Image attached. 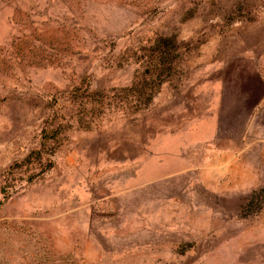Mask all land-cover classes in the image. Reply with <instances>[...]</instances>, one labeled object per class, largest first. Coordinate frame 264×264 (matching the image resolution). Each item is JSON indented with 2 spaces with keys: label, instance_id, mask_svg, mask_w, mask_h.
<instances>
[{
  "label": "rangeland",
  "instance_id": "obj_1",
  "mask_svg": "<svg viewBox=\"0 0 264 264\" xmlns=\"http://www.w3.org/2000/svg\"><path fill=\"white\" fill-rule=\"evenodd\" d=\"M0 264H264V0H0Z\"/></svg>",
  "mask_w": 264,
  "mask_h": 264
},
{
  "label": "trees",
  "instance_id": "obj_2",
  "mask_svg": "<svg viewBox=\"0 0 264 264\" xmlns=\"http://www.w3.org/2000/svg\"><path fill=\"white\" fill-rule=\"evenodd\" d=\"M162 64H163V61H162V60H159V59H157V61L155 60V61H154V64H153V68H154V70H155V71H156V70H161V68H162ZM150 94H151V92L147 93V97H149Z\"/></svg>",
  "mask_w": 264,
  "mask_h": 264
}]
</instances>
